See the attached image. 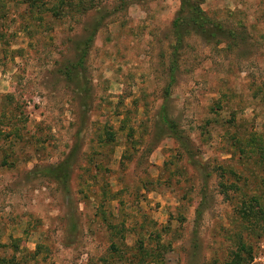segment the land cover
Listing matches in <instances>:
<instances>
[{
  "label": "rangeland",
  "instance_id": "rangeland-1",
  "mask_svg": "<svg viewBox=\"0 0 264 264\" xmlns=\"http://www.w3.org/2000/svg\"><path fill=\"white\" fill-rule=\"evenodd\" d=\"M190 1L0 0V264H264V0Z\"/></svg>",
  "mask_w": 264,
  "mask_h": 264
},
{
  "label": "trees",
  "instance_id": "trees-1",
  "mask_svg": "<svg viewBox=\"0 0 264 264\" xmlns=\"http://www.w3.org/2000/svg\"><path fill=\"white\" fill-rule=\"evenodd\" d=\"M180 13H185L186 15L189 16L188 20L196 32L204 33L208 30V26L210 25V23L207 22V19L205 18V16L201 13V11L196 6H194V4L190 0H181ZM174 28L176 29V34L179 36L178 34L179 25L177 24V22L174 23ZM92 39H93V35H91L90 38L85 41V44H83L82 50L81 49L79 50L78 52L79 56H78V60L76 62L75 68L80 69L81 65L83 64V61L87 55V48L89 44L91 43ZM179 39H180V36L178 37V42H179ZM67 74L68 76H70V70H66V73L64 75H67ZM161 120L164 126L171 128V129L175 128L173 124L168 120L167 116L164 113H162L161 115ZM175 137L176 139L180 140V138L177 135H175ZM45 172L48 173V175H51L50 177L54 178L58 182L60 181L63 182L65 178V175L63 176V174H61L62 172L65 174L64 170L59 167L54 168V169H46ZM252 209H254V207L250 206L249 213L254 211Z\"/></svg>",
  "mask_w": 264,
  "mask_h": 264
}]
</instances>
